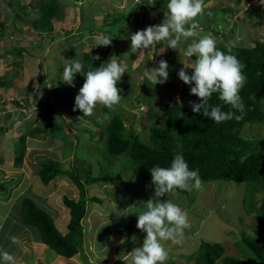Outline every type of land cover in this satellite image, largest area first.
<instances>
[{
    "label": "rangeland",
    "instance_id": "rangeland-1",
    "mask_svg": "<svg viewBox=\"0 0 264 264\" xmlns=\"http://www.w3.org/2000/svg\"><path fill=\"white\" fill-rule=\"evenodd\" d=\"M18 2L29 8L34 0H0V29L3 28L0 80L10 83L9 87L0 89V240L16 237L15 243L4 241L7 247L2 251L12 254L15 264H132L129 253L142 246L146 236L137 229L134 213L137 208H144L143 202L153 198L154 191L134 178L129 158L106 154L107 121L101 106L97 105L92 116H83L75 108V96L84 82L77 73L75 86H69L62 81L63 67L72 59L81 61L84 52L96 54L105 49L95 46L97 37L102 36L98 33L99 26L118 16V22L102 32L117 41L103 63L114 56L127 65V71L117 82L121 101L109 114L119 115L128 132L150 145V127L162 126L165 121L164 104L195 97L190 94L193 84H184L177 73L182 67H191L192 58L189 61L183 52L192 39L200 37L182 39L176 50L168 48L165 40L142 52H132L131 35L162 24L168 14L167 0H59L65 16L53 22L55 40L46 45L47 38L31 29L30 20L16 6ZM204 6V14L196 18L203 29L201 36L210 34L218 45L231 48L250 47L248 41L256 34L255 39L263 38L264 0H204ZM211 24L217 28L204 29L203 26ZM15 48H21V53ZM161 60L169 65V77L165 83L153 86L143 78V71L157 68ZM185 71L189 76L193 73L191 68ZM48 105L54 111V123L63 128L62 132L57 137L28 138L22 144L20 136L43 121L48 115L45 108ZM259 106L264 112V99ZM241 137L262 140L260 148L264 155V122L246 124ZM44 159L57 161L75 172L90 171L92 176L120 174L122 177L114 184L96 183L85 188L86 196L99 202L86 204L81 258L76 256L69 261L56 255L38 240L35 230L23 228L17 220L20 199L27 196L50 215L60 234L66 232L69 211L62 198L77 200L78 190L66 177L42 185L36 172ZM245 186L214 181L202 184L188 195L169 193L162 197L161 200H171L187 212L190 222L181 243L162 241L168 252L165 264H195L190 256L197 252L202 241L219 243L225 256L241 258L242 251L236 243L242 234L264 247V235L251 232L252 216L246 215L241 207ZM19 234L21 238L17 239ZM0 264H6L2 257Z\"/></svg>",
    "mask_w": 264,
    "mask_h": 264
},
{
    "label": "trees",
    "instance_id": "trees-1",
    "mask_svg": "<svg viewBox=\"0 0 264 264\" xmlns=\"http://www.w3.org/2000/svg\"><path fill=\"white\" fill-rule=\"evenodd\" d=\"M16 6L30 20L31 29L39 36L47 38L46 45L55 40L52 35L53 22L61 21L65 16L64 7L59 0H34L30 3L29 8L22 6L20 2ZM127 15H129L128 12ZM16 17L19 18L17 15ZM119 19L117 16L113 18L112 22L110 21L111 23L105 21L99 26V29L94 27L99 30L98 33L104 35L102 33L104 28L117 23ZM203 27L206 30L217 28L214 24ZM2 30L0 29V34H2ZM91 32L95 31L92 29ZM116 44L117 41L112 40L110 46L99 50L96 54L89 52L82 54L81 62L84 64V71L80 77L82 82H84L83 75L88 70V65L92 64L93 68L102 66L108 57V50ZM253 44V47L236 48L217 44L218 50L226 53L230 50V54L235 55L246 66L243 71L247 76V81L240 92L245 105L243 119L240 121L233 119L216 124L211 118L192 111L189 102L200 103V98L196 95L186 100L182 98L183 101L177 104L172 102L164 104L165 121L162 126L150 127V145L140 142L136 135L128 132L124 120L119 115L111 116V120L107 121L104 128L105 151L110 157L125 156L129 158L133 165L134 178L149 186L151 191H154V185L151 182L150 169L154 166L170 167L172 159L178 152L183 155L190 170L199 171L202 184L214 181L245 184V194L241 200L242 210L246 215L252 216L251 232L264 235V155L260 148L262 140H248L241 137V132L246 124L264 122V112L259 106L260 101L264 99V35L260 40L259 38L254 39ZM15 51L20 54L21 48H15ZM95 56H99L100 59L92 60V57ZM192 60L194 63V56ZM192 84L194 87V82ZM9 86V82L0 80V89ZM250 96L253 98L249 99ZM209 105H219L225 112L235 111L219 100L218 93L212 95ZM45 108L48 115L40 124L20 136L22 144H25L28 138L57 137L62 132L63 128L53 121V109L49 105ZM106 112L110 113L111 111L101 106V113ZM236 114L240 113L236 112ZM0 131H2L1 127ZM36 174L44 186L57 177H66L77 188V200L69 199L66 196L62 198L64 207L69 211L66 232L64 235L60 234L50 215L27 196L20 199L17 220L23 228L35 230L38 240L56 255L66 260L76 256L81 258L82 221L86 214V204L89 201L99 202L97 198L87 197L85 188L96 183L114 184L122 180L121 175L92 176L90 171L75 172L64 168L61 163L52 159L41 161ZM177 192L184 195L189 193L179 189ZM258 194L261 195L257 196ZM3 228L6 229V226ZM20 235L17 236V239L21 238ZM244 235L242 234V239L236 243L237 248L242 251L241 258L225 256L223 246L219 243L202 241L197 252L190 256V259L195 264H217L218 261L220 264H264L263 245L256 239ZM2 239L0 240L1 251L7 247L3 243L4 241L11 242V239L10 241L6 238Z\"/></svg>",
    "mask_w": 264,
    "mask_h": 264
},
{
    "label": "clouds",
    "instance_id": "clouds-1",
    "mask_svg": "<svg viewBox=\"0 0 264 264\" xmlns=\"http://www.w3.org/2000/svg\"><path fill=\"white\" fill-rule=\"evenodd\" d=\"M204 0H169L167 4V18L160 25L148 26L144 30H138L131 35L132 52H141L149 49L162 41L168 42V48L176 50L181 40L192 39L183 55L188 58L195 57L191 67H182L177 75L184 84L194 82L190 94L200 98V103L189 102L194 113H201L206 118H211L216 124L225 121L243 119L245 105L240 95L244 88L247 76L243 69L246 67L235 55L218 50L215 37L210 34L201 36L196 18L204 14ZM112 37L102 35L97 37L95 46L107 47L112 43ZM112 56L104 66L93 68L88 65L84 73V83L75 96V108L79 109L83 116H92L97 105L110 111L121 101L120 89L117 82L127 71V65H122ZM99 56L92 60H99ZM185 68L193 69L191 76ZM169 65L161 60L159 66L153 69H145L143 78H146L153 86L163 84L169 77ZM84 71V64L80 60L72 59L63 67V79L69 86L74 87V76ZM143 82V81H142ZM214 93H218L219 100L229 105L235 111H222L219 105H209V100ZM253 97L250 96L249 99ZM236 112L240 114L237 115ZM104 120L110 121L111 115L104 113ZM151 182L154 185V196L147 202H143L144 208H137L134 213L137 216V229L146 233L142 246L135 247L129 254L132 264H165L168 252L162 241L181 243L185 229L190 227L187 212L183 211L171 200L163 199L166 194L178 195L181 191H192L202 187V180L198 170H190L188 163L179 152L171 161L170 167L154 166L150 169ZM13 243L16 237L10 238ZM123 243V241H121ZM0 257L6 264H15V257L8 251L0 252Z\"/></svg>",
    "mask_w": 264,
    "mask_h": 264
},
{
    "label": "crops",
    "instance_id": "crops-1",
    "mask_svg": "<svg viewBox=\"0 0 264 264\" xmlns=\"http://www.w3.org/2000/svg\"><path fill=\"white\" fill-rule=\"evenodd\" d=\"M256 35H257V34H256ZM256 35L254 36L253 39H250V40L248 41V44L250 45V47H253V46H254V45H252V44H253V41H254ZM61 259H62V258H61ZM62 260H64V259H62ZM70 260H71V259H70ZM70 260H69V261H70Z\"/></svg>",
    "mask_w": 264,
    "mask_h": 264
},
{
    "label": "bare ground",
    "instance_id": "bare-ground-1",
    "mask_svg": "<svg viewBox=\"0 0 264 264\" xmlns=\"http://www.w3.org/2000/svg\"><path fill=\"white\" fill-rule=\"evenodd\" d=\"M71 163V162H70ZM257 248V247H256ZM258 251V250H257ZM263 253V252H262Z\"/></svg>",
    "mask_w": 264,
    "mask_h": 264
}]
</instances>
